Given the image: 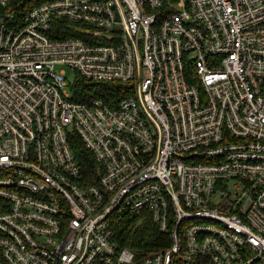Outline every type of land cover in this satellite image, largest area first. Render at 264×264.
<instances>
[{"label": "built area", "instance_id": "1", "mask_svg": "<svg viewBox=\"0 0 264 264\" xmlns=\"http://www.w3.org/2000/svg\"><path fill=\"white\" fill-rule=\"evenodd\" d=\"M8 2L0 264H264V0ZM65 66L132 92L73 101ZM140 212L168 243L137 258L114 228Z\"/></svg>", "mask_w": 264, "mask_h": 264}, {"label": "trees", "instance_id": "2", "mask_svg": "<svg viewBox=\"0 0 264 264\" xmlns=\"http://www.w3.org/2000/svg\"><path fill=\"white\" fill-rule=\"evenodd\" d=\"M42 0H9L3 10L14 11L18 19L28 9L39 4ZM57 21L58 33L62 37L77 36L68 30L65 22ZM61 27V28H60ZM70 99L77 102H86L91 99H100L113 106L118 100L131 94L132 89L125 82L121 81H94L82 77L78 72L73 71L72 79L68 80ZM72 148L75 151L77 160L85 175H93L95 162L93 154L79 139H72ZM115 239L122 247L130 248L135 252L137 258L164 247L168 243L167 234L161 232L146 213H131L117 219L115 225Z\"/></svg>", "mask_w": 264, "mask_h": 264}, {"label": "rangeland", "instance_id": "3", "mask_svg": "<svg viewBox=\"0 0 264 264\" xmlns=\"http://www.w3.org/2000/svg\"><path fill=\"white\" fill-rule=\"evenodd\" d=\"M64 68H65V70H66V76H67V78H68L69 80L72 79V77H73V70L70 69V68H68L67 66H65Z\"/></svg>", "mask_w": 264, "mask_h": 264}]
</instances>
